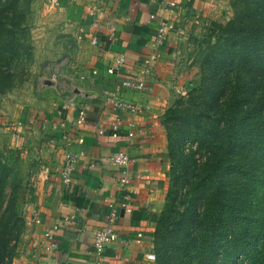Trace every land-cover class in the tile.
I'll return each instance as SVG.
<instances>
[{"label": "crops", "instance_id": "obj_1", "mask_svg": "<svg viewBox=\"0 0 264 264\" xmlns=\"http://www.w3.org/2000/svg\"><path fill=\"white\" fill-rule=\"evenodd\" d=\"M46 1L79 47L71 53L72 94L54 92L56 83L46 78L44 85L50 89H37L15 113L20 159L36 185L28 209L31 224L15 264H93L94 231L107 222L106 200L118 197L119 169L110 161L118 150L130 155L137 191L131 195L132 211H118V239L108 244L102 264H154L147 255L154 252L156 217L169 188L171 163L163 116L175 95L177 51L192 36L218 30L224 0ZM162 25L166 36L158 43ZM122 54L125 61L118 65ZM149 54L156 58L146 88L127 86L126 81L137 80L138 63ZM112 66L117 68L109 72ZM109 94L140 108H115L106 99ZM80 108L87 114L82 124L77 123ZM67 151L79 154L68 185L60 176ZM49 229L58 243L54 250L46 249Z\"/></svg>", "mask_w": 264, "mask_h": 264}, {"label": "trees", "instance_id": "obj_2", "mask_svg": "<svg viewBox=\"0 0 264 264\" xmlns=\"http://www.w3.org/2000/svg\"><path fill=\"white\" fill-rule=\"evenodd\" d=\"M32 1L0 0V101L33 60ZM231 5L234 16L207 33L216 42L202 83L163 116L171 180L154 264H264V0ZM9 174L0 151V264L19 234Z\"/></svg>", "mask_w": 264, "mask_h": 264}, {"label": "rangeland", "instance_id": "obj_3", "mask_svg": "<svg viewBox=\"0 0 264 264\" xmlns=\"http://www.w3.org/2000/svg\"><path fill=\"white\" fill-rule=\"evenodd\" d=\"M57 10L46 0L32 1V39L34 41V54L32 63L28 66L20 82L1 97L0 101V151L3 160L9 164L10 184L8 190L15 188L16 205L19 211L18 220L19 234L11 244L15 245L11 264H15L16 257L21 253L25 245L27 227L31 224L29 217V203L35 199V179L28 166L20 159V150L16 145L14 119L30 94H36L37 89L47 88L44 79L48 78L51 83H56L54 92L72 94L71 85L74 80V61L71 53L78 49V44L71 37L62 19L56 13ZM221 24L225 25L233 16L234 8L231 0H224L221 7ZM221 25V26H222ZM220 26V27H221ZM214 35H194L177 51V73L174 78L175 95L172 101L185 99L189 92L202 83L205 71V53L212 50L216 42ZM180 81V85L179 82ZM59 82L67 85L64 89ZM50 92V91H49ZM177 106H181L178 103ZM18 124V123H17ZM185 151L192 148L191 140L187 139L182 143ZM196 143H194V146ZM199 161L204 160V155H196ZM171 176L169 177L170 184ZM30 223V224H29Z\"/></svg>", "mask_w": 264, "mask_h": 264}, {"label": "built area", "instance_id": "obj_4", "mask_svg": "<svg viewBox=\"0 0 264 264\" xmlns=\"http://www.w3.org/2000/svg\"><path fill=\"white\" fill-rule=\"evenodd\" d=\"M51 2L57 4L58 0H51ZM154 17V15H152ZM166 36V28L162 25L159 28L157 33V42L162 43ZM156 58L154 54L146 55L142 58L138 63V77L136 81H126V85L131 88L145 89L146 88V80L147 77L151 74L153 69V61ZM125 61L124 55H120L117 58V64L122 65ZM116 66H112L109 68V72H113L116 70ZM107 100L113 102L115 108L118 109H127L131 112H136L139 110L140 106L137 103L123 101L116 97L114 94H109L106 98ZM86 110L85 108H80L79 117L77 119L78 124H82L86 118ZM118 120L113 125V135L118 136ZM128 137L130 140L133 138V133L129 132ZM78 141H83V137L79 136L77 138ZM78 156L79 154L72 151H67L64 155L63 165L60 169V176L62 181L65 184H70L73 181V173L78 164ZM110 161L113 165H115L118 169V197L117 198H109L106 200V204L108 206L107 213V222L103 227L97 228L94 231V240L93 245L94 249L92 251L93 254V264H102L103 259L105 257V251L109 243L114 242L118 239V232L116 230V221L119 217L118 211L122 208L126 212L132 211V206L130 203L131 195L134 194L137 189L135 185L132 183V174L129 170L131 158L129 153L126 150H118L113 152L110 155ZM117 199V200H116ZM39 221V219H36ZM57 228V225L54 226ZM45 237L48 242L46 243V249L54 250L58 247V243L55 240V235L52 229H49L45 233ZM147 258L150 260H155V253H148ZM39 264H46L45 262H40Z\"/></svg>", "mask_w": 264, "mask_h": 264}]
</instances>
